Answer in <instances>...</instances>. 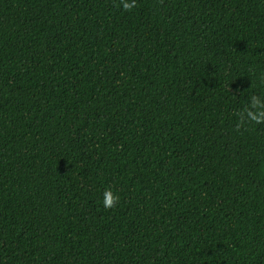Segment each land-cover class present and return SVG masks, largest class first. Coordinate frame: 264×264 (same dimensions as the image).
<instances>
[{
  "label": "trees",
  "instance_id": "obj_1",
  "mask_svg": "<svg viewBox=\"0 0 264 264\" xmlns=\"http://www.w3.org/2000/svg\"><path fill=\"white\" fill-rule=\"evenodd\" d=\"M118 4L0 0V264H264V0Z\"/></svg>",
  "mask_w": 264,
  "mask_h": 264
},
{
  "label": "clouds",
  "instance_id": "obj_2",
  "mask_svg": "<svg viewBox=\"0 0 264 264\" xmlns=\"http://www.w3.org/2000/svg\"><path fill=\"white\" fill-rule=\"evenodd\" d=\"M118 7H122L125 12L132 11L137 6V0H119ZM235 129L239 132L246 129L248 125L264 124V98L253 94L248 97L246 106L236 112ZM120 201V196L112 189L106 188L103 193V207L114 209Z\"/></svg>",
  "mask_w": 264,
  "mask_h": 264
}]
</instances>
